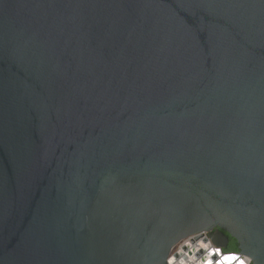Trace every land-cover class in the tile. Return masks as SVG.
Masks as SVG:
<instances>
[{
  "label": "water",
  "instance_id": "95a60500",
  "mask_svg": "<svg viewBox=\"0 0 264 264\" xmlns=\"http://www.w3.org/2000/svg\"><path fill=\"white\" fill-rule=\"evenodd\" d=\"M220 261L264 264V0H0V264Z\"/></svg>",
  "mask_w": 264,
  "mask_h": 264
},
{
  "label": "built area",
  "instance_id": "2783aa9c",
  "mask_svg": "<svg viewBox=\"0 0 264 264\" xmlns=\"http://www.w3.org/2000/svg\"><path fill=\"white\" fill-rule=\"evenodd\" d=\"M194 237H195V236H192V237H189V238L184 239L183 241H181V242L176 246V248L173 250L172 255H173L174 253L178 252L179 250H183V248H184L185 246H187L189 243L192 242V240H193ZM206 240H210V233H209V232H203V233H202V238L200 239V241L197 242V244H198L199 242H202V241L205 242ZM195 264H198V263L196 262Z\"/></svg>",
  "mask_w": 264,
  "mask_h": 264
},
{
  "label": "trees",
  "instance_id": "16d2710c",
  "mask_svg": "<svg viewBox=\"0 0 264 264\" xmlns=\"http://www.w3.org/2000/svg\"><path fill=\"white\" fill-rule=\"evenodd\" d=\"M230 253H237L239 252L238 243L236 240H234V243L231 245L230 249L228 250Z\"/></svg>",
  "mask_w": 264,
  "mask_h": 264
},
{
  "label": "flooded vegetation",
  "instance_id": "af4514ba",
  "mask_svg": "<svg viewBox=\"0 0 264 264\" xmlns=\"http://www.w3.org/2000/svg\"><path fill=\"white\" fill-rule=\"evenodd\" d=\"M215 232L219 233V230L216 229ZM234 240L235 239L229 236V243H228L227 251L230 249L231 245L234 243Z\"/></svg>",
  "mask_w": 264,
  "mask_h": 264
},
{
  "label": "snow or ice",
  "instance_id": "6c2138e0",
  "mask_svg": "<svg viewBox=\"0 0 264 264\" xmlns=\"http://www.w3.org/2000/svg\"><path fill=\"white\" fill-rule=\"evenodd\" d=\"M232 259H234V257H228V256L225 257V260H227V261H231ZM209 264H211V262H209ZM219 264H224V262L220 261ZM241 264H242V262H241Z\"/></svg>",
  "mask_w": 264,
  "mask_h": 264
}]
</instances>
